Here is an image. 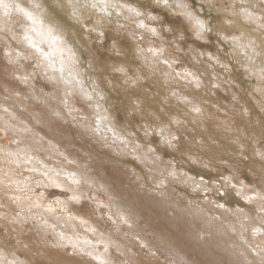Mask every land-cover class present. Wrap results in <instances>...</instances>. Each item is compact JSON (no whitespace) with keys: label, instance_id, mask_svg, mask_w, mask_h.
<instances>
[{"label":"clouds","instance_id":"9594fccd","mask_svg":"<svg viewBox=\"0 0 264 264\" xmlns=\"http://www.w3.org/2000/svg\"><path fill=\"white\" fill-rule=\"evenodd\" d=\"M0 264H264V0H0Z\"/></svg>","mask_w":264,"mask_h":264},{"label":"rangeland","instance_id":"374dc122","mask_svg":"<svg viewBox=\"0 0 264 264\" xmlns=\"http://www.w3.org/2000/svg\"><path fill=\"white\" fill-rule=\"evenodd\" d=\"M221 95H222V93H221Z\"/></svg>","mask_w":264,"mask_h":264}]
</instances>
